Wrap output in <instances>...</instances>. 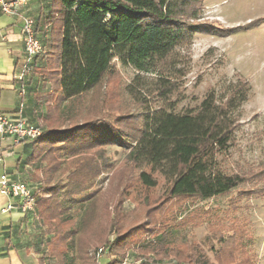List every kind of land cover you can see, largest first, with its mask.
Segmentation results:
<instances>
[{
  "label": "rangeland",
  "instance_id": "rangeland-1",
  "mask_svg": "<svg viewBox=\"0 0 264 264\" xmlns=\"http://www.w3.org/2000/svg\"><path fill=\"white\" fill-rule=\"evenodd\" d=\"M30 1V15L38 21L50 0ZM195 22L206 31L176 49V67L185 75L169 100L178 110L192 108L208 90L222 98L228 87L247 81L251 90L236 111L234 139L228 155L220 157L223 170L242 175L244 182L205 200L169 198L162 178L153 188L139 183L138 170L126 164L123 147L105 146L78 158L62 155L54 175L30 169L28 179L23 178L33 189L34 201L49 196L50 216L58 213L51 223L30 215V264H39L44 247V264H158V258L160 264H264V0H203ZM42 34L38 29L40 40ZM135 75L132 67L114 61L95 89L55 110L60 124L105 114L119 115L123 128L133 129L141 111L160 103L153 75H141L144 84L137 99L126 91ZM37 118L35 113L32 121L43 127ZM10 140L14 146L23 144ZM102 162L95 179L91 171L85 173ZM34 177L42 184H35ZM48 184L60 189L47 195ZM66 184L91 189L69 200ZM107 244L114 246L108 255Z\"/></svg>",
  "mask_w": 264,
  "mask_h": 264
},
{
  "label": "trees",
  "instance_id": "trees-1",
  "mask_svg": "<svg viewBox=\"0 0 264 264\" xmlns=\"http://www.w3.org/2000/svg\"><path fill=\"white\" fill-rule=\"evenodd\" d=\"M202 5L203 0H50L47 12L38 21L34 19L36 35L38 29L43 31V38H38L43 49L35 56L20 95L21 100L29 99L33 119L37 113L43 122L42 134L28 141L32 153L27 164L54 175L62 155L78 158L90 150L116 145L126 149L125 162L138 170L139 183L153 188L157 178H162L169 198L205 200L243 183L242 175L223 170L220 157L228 155L234 139L236 111L251 90L247 81L240 87H228L222 98L208 90L192 108L178 110L169 100L177 91V80L185 75L176 67V49L189 44L195 33L206 31L195 22L201 17ZM114 61L136 72L126 86L135 99L144 84L141 75H153L160 103L141 111L131 130L123 128L119 115L92 116L61 125L55 110L95 89L113 70ZM33 124L38 125L36 121ZM101 165L104 162L93 163L85 173L91 171L95 179ZM34 180L42 184L41 179ZM46 187L47 195L60 189L54 184ZM65 187L69 200L91 189ZM49 200V196H41L34 210L25 214L35 213L39 221L53 222L58 213L50 216ZM113 247L105 245L104 253L108 255ZM43 249L39 264H44ZM158 260L160 264L161 258Z\"/></svg>",
  "mask_w": 264,
  "mask_h": 264
},
{
  "label": "crops",
  "instance_id": "crops-1",
  "mask_svg": "<svg viewBox=\"0 0 264 264\" xmlns=\"http://www.w3.org/2000/svg\"><path fill=\"white\" fill-rule=\"evenodd\" d=\"M32 10V1L25 0L19 6V15L8 16L0 13V113L21 112L30 122H33L29 109L32 105L29 99L21 100L20 83L15 77L23 53L19 35L22 17L32 16ZM43 13L40 12V15ZM7 31L11 34L6 38L4 34ZM26 151L29 152L28 156L23 159L22 154ZM31 153L30 142L14 146L9 138L0 136V174L6 170L15 178L28 179L35 170L26 162ZM17 201V198L0 194V264H30L28 223L32 218L18 210Z\"/></svg>",
  "mask_w": 264,
  "mask_h": 264
},
{
  "label": "built area",
  "instance_id": "built-area-1",
  "mask_svg": "<svg viewBox=\"0 0 264 264\" xmlns=\"http://www.w3.org/2000/svg\"><path fill=\"white\" fill-rule=\"evenodd\" d=\"M25 0H0V13L8 16L19 15V6ZM35 20L31 16H23L20 28L23 57L19 64L16 79L20 82V94H23L26 78L33 70L34 58L43 49L41 41L36 35ZM11 34L7 31L4 37ZM1 36V35H0ZM42 134L41 128L28 121L19 114L0 113V136L12 139L15 144L36 140ZM0 194L6 197L17 198L16 207L22 213L33 210L35 205L31 188L23 181L13 177L10 172L4 170L0 174Z\"/></svg>",
  "mask_w": 264,
  "mask_h": 264
}]
</instances>
